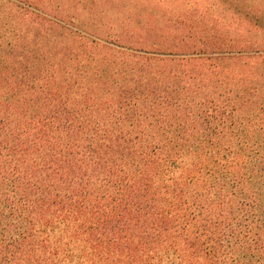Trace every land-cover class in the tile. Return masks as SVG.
Segmentation results:
<instances>
[{"label": "trees", "instance_id": "16d2710c", "mask_svg": "<svg viewBox=\"0 0 264 264\" xmlns=\"http://www.w3.org/2000/svg\"><path fill=\"white\" fill-rule=\"evenodd\" d=\"M153 1L0 0V264H264V0Z\"/></svg>", "mask_w": 264, "mask_h": 264}, {"label": "rangeland", "instance_id": "374dc122", "mask_svg": "<svg viewBox=\"0 0 264 264\" xmlns=\"http://www.w3.org/2000/svg\"><path fill=\"white\" fill-rule=\"evenodd\" d=\"M124 1H126V0H121V2H124ZM142 1L146 2L150 6V8H154L155 9V2L153 0L152 1H150V0H142ZM182 1L183 0H181V2ZM239 1L242 3V2H247V1H250V0H239Z\"/></svg>", "mask_w": 264, "mask_h": 264}]
</instances>
